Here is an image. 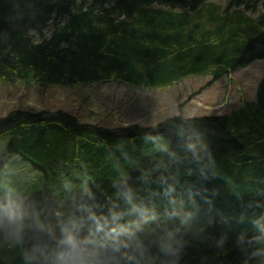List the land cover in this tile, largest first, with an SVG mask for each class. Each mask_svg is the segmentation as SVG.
Returning a JSON list of instances; mask_svg holds the SVG:
<instances>
[{"label":"trees","instance_id":"trees-1","mask_svg":"<svg viewBox=\"0 0 264 264\" xmlns=\"http://www.w3.org/2000/svg\"><path fill=\"white\" fill-rule=\"evenodd\" d=\"M256 61L264 0H0L7 83L151 90ZM250 166L264 167V76L223 117L147 128L12 111L0 264H264V190L233 177Z\"/></svg>","mask_w":264,"mask_h":264},{"label":"rangeland","instance_id":"rangeland-1","mask_svg":"<svg viewBox=\"0 0 264 264\" xmlns=\"http://www.w3.org/2000/svg\"><path fill=\"white\" fill-rule=\"evenodd\" d=\"M225 7L226 4L223 11ZM263 76L264 61H256L232 73L230 80L224 77L213 81L210 76H192L170 88L143 91L117 83L98 89H70L0 81V119L12 111L61 110L81 123L112 128L120 125L153 126L179 116L219 117L237 109L242 100L253 101ZM233 177L255 182L254 191L264 190V167L260 174L253 166L242 173L233 170Z\"/></svg>","mask_w":264,"mask_h":264},{"label":"clouds","instance_id":"clouds-1","mask_svg":"<svg viewBox=\"0 0 264 264\" xmlns=\"http://www.w3.org/2000/svg\"><path fill=\"white\" fill-rule=\"evenodd\" d=\"M71 242V241H70Z\"/></svg>","mask_w":264,"mask_h":264}]
</instances>
